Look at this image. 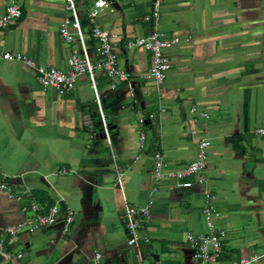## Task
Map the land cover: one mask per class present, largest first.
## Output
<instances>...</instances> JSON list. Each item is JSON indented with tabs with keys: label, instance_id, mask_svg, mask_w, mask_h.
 <instances>
[{
	"label": "crops",
	"instance_id": "crops-1",
	"mask_svg": "<svg viewBox=\"0 0 264 264\" xmlns=\"http://www.w3.org/2000/svg\"><path fill=\"white\" fill-rule=\"evenodd\" d=\"M78 1L81 10L94 2ZM109 2L98 24L113 34L119 66L132 75V85L117 82L111 90L114 81L98 73L111 144L104 130L95 128L99 113L87 76L64 96L44 91L37 82L41 68L69 65L74 46L60 35L68 0H21L22 18L0 29V52L33 61L0 60L3 172L18 189L29 187L34 197L40 193L59 210L52 226L9 241L4 229L24 221L25 201L0 192L4 251L23 253L18 264H96L97 252L102 264H197L187 235L210 232L203 209L211 205L221 214L215 225L224 245L213 264H235L254 255L261 256L257 264H264V136L257 133L264 128V0H164L156 28L176 35L179 44L167 51L172 64L160 89L147 79L151 53L127 46L128 39L154 28L143 21L152 0ZM6 4L0 0V14ZM82 27L89 54L96 59L92 24L84 15ZM85 113L93 119L90 145ZM202 113L208 117L200 118ZM143 130L147 147L141 150ZM202 139L211 142L205 185H159L153 152L161 150L168 170H176L196 159ZM113 154L126 170L122 189ZM126 204L139 212L150 210L149 219L142 218L139 225L141 236L150 238L141 249L142 262L137 247L129 244ZM69 211L74 223L64 235ZM0 264L10 262L0 254Z\"/></svg>",
	"mask_w": 264,
	"mask_h": 264
},
{
	"label": "built area",
	"instance_id": "built-area-1",
	"mask_svg": "<svg viewBox=\"0 0 264 264\" xmlns=\"http://www.w3.org/2000/svg\"><path fill=\"white\" fill-rule=\"evenodd\" d=\"M164 0H152L150 12L144 16V23H152V28L148 34L140 35L127 40L128 47H140L148 51L152 55V65L148 71L147 79L150 80L159 89L165 83L170 69L171 58L167 51L179 44V38L176 35L168 36L164 32L158 30L157 22L160 18ZM109 0H94L93 4L81 10V3L78 0H68V14L64 17L60 26V35L63 41L74 46L66 69L50 67L48 69H40L37 74V82L44 91L55 90L60 96L74 92L77 89L78 80L82 76H87L93 87L97 110L101 118L102 128L104 130L106 141L111 144V134L109 124L104 112L101 90L98 87V73L101 72L114 82H111L109 88L114 90L117 82H130L132 75L130 72L119 66L117 55L114 49L113 34L103 29L98 20L101 14L110 7ZM83 15L87 17L92 27L90 33L96 42L95 52L96 59H93L87 49L85 36L82 27ZM23 16L21 0H7L6 10L0 14V29H6L16 24ZM78 43V46L75 44ZM0 60L5 61H24L33 64L32 59L22 54H13L9 51L0 52ZM164 112V109H162ZM194 114L198 113L196 108L192 109ZM208 117L207 114L200 115V118ZM144 125V119L140 121ZM83 126L87 131V139L89 145L94 140V134L90 133L93 127V119L90 113H85L83 117ZM257 133L264 136V128H260ZM211 142L209 139H202L198 143L196 159L189 164L176 170H168L165 156L161 150L153 152V176L156 182L161 185L169 182L172 189H192L195 185L204 186L206 183L205 170L209 159V147ZM147 147V133L145 130L141 132L139 148L141 150ZM113 171L115 172L116 181L121 187H124V178L126 175L125 168L119 164L116 155H112ZM63 169L61 174H66ZM0 192L10 195L18 202H23L22 212L25 215L24 221L7 226L4 231L9 236V241L16 239L21 233H35L52 226L58 219L59 210L56 205L45 206L39 203L32 190L23 186L18 189L15 181L9 178L3 172L0 160ZM203 214L207 220L210 232L208 234H188L187 240L193 248V258L197 264H213L217 262L224 252L223 238L221 233L217 231L215 221L221 217V214L211 205H207L203 209ZM150 210L148 207L138 211V209L130 204L125 205L124 223L130 231L131 237L129 244L137 247L138 259L143 261L141 249L150 243L149 237H142L139 232V225L142 218L149 219ZM74 223V215L69 211L64 218L63 234L67 235L71 231ZM6 239L0 240V254L10 262V264H18L23 258V253L12 254L4 251ZM261 256L254 255L250 258L241 259L235 264H257ZM95 263L102 264V254H95Z\"/></svg>",
	"mask_w": 264,
	"mask_h": 264
},
{
	"label": "trees",
	"instance_id": "trees-1",
	"mask_svg": "<svg viewBox=\"0 0 264 264\" xmlns=\"http://www.w3.org/2000/svg\"><path fill=\"white\" fill-rule=\"evenodd\" d=\"M97 106V105H96ZM94 124H95V128L98 130V131H102V123H101V118L100 116L98 115L97 117L94 118ZM159 147V145H157V148ZM35 197L37 198V200L39 201V203L49 207V206H52L51 204L50 205H47L44 201H46V199H42L41 196H40V193H35Z\"/></svg>",
	"mask_w": 264,
	"mask_h": 264
}]
</instances>
